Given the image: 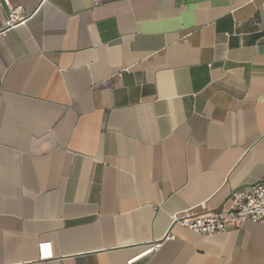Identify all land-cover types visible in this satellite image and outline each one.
<instances>
[{"label":"crops","instance_id":"0c3cea01","mask_svg":"<svg viewBox=\"0 0 264 264\" xmlns=\"http://www.w3.org/2000/svg\"><path fill=\"white\" fill-rule=\"evenodd\" d=\"M12 2L0 264H264V221L171 226L264 183V0Z\"/></svg>","mask_w":264,"mask_h":264},{"label":"built area","instance_id":"2783aa9c","mask_svg":"<svg viewBox=\"0 0 264 264\" xmlns=\"http://www.w3.org/2000/svg\"><path fill=\"white\" fill-rule=\"evenodd\" d=\"M0 7H6L8 11L6 27L25 22L27 15L23 5H15L12 0H0ZM247 220L264 221V183L235 189L229 197L228 206L221 209L202 214L190 210L172 214L171 226L180 225L201 236L212 237L226 232L231 225L241 227ZM161 245L160 242L153 244L129 259L128 264L155 253Z\"/></svg>","mask_w":264,"mask_h":264}]
</instances>
